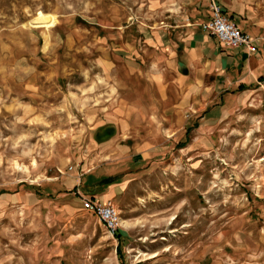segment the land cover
<instances>
[{
  "label": "rangeland",
  "instance_id": "1",
  "mask_svg": "<svg viewBox=\"0 0 264 264\" xmlns=\"http://www.w3.org/2000/svg\"><path fill=\"white\" fill-rule=\"evenodd\" d=\"M214 1L264 61V0ZM209 2L0 0V264H264V65L167 60Z\"/></svg>",
  "mask_w": 264,
  "mask_h": 264
},
{
  "label": "crops",
  "instance_id": "2",
  "mask_svg": "<svg viewBox=\"0 0 264 264\" xmlns=\"http://www.w3.org/2000/svg\"><path fill=\"white\" fill-rule=\"evenodd\" d=\"M215 4L219 7L222 14L228 19V21L236 26V23H233L235 21V12L236 9L233 6V3L231 4H225L224 7L221 5H218L214 0H210L209 5H207L206 15L204 21L202 23L207 22L211 19V5ZM234 17V19H232ZM201 23V24H202ZM239 30L242 33L249 34L252 39H254V44L256 46V51L252 54H248L247 52L243 51L240 48H229L221 43L215 38L207 33H197L194 29H190L187 31L186 37L183 38L182 48L178 51L173 50L170 48L168 50L167 54V60L173 61V63H177V65L180 67L181 71L184 72L182 75V81L181 82H187V77L191 76L193 73H195L196 79L203 78V75L207 73V71H212L215 74L222 73L223 69H226L227 67H239L243 74H246L248 71L253 73H257V71L254 69H251V65L253 60L256 61V63L259 64V69L261 68V65H264L263 60H256L254 59L257 56V53L259 51V38H257L255 35H252L242 29L239 28ZM159 44L162 43L161 39L158 41ZM169 45H174L173 43H168ZM176 46V45H175ZM179 48V47H178ZM252 73V74H253ZM189 75V76H187ZM260 76L257 81H260ZM264 77V76H263ZM196 83L200 85V80H196ZM242 84V85H241ZM237 86V90L239 86L242 87V90L248 89L249 85H243L244 83H241ZM191 87V86H190ZM113 177V176H107L104 178ZM114 182L109 185H103L101 187H111L112 185H115L117 183V180L115 177ZM116 187V186H115ZM112 194H114V190L112 189ZM87 198H93L94 201L99 202L96 200L91 193L86 195ZM100 203V202H99ZM104 204V203H102ZM85 211V210H84Z\"/></svg>",
  "mask_w": 264,
  "mask_h": 264
},
{
  "label": "built area",
  "instance_id": "3",
  "mask_svg": "<svg viewBox=\"0 0 264 264\" xmlns=\"http://www.w3.org/2000/svg\"><path fill=\"white\" fill-rule=\"evenodd\" d=\"M211 14V19L201 24V28L205 33L215 37L219 43L226 47L240 48L248 54L256 51L254 39L249 34L242 33L237 26L230 23L219 7L213 3ZM77 193L81 198L83 210L95 215L107 232L114 235L118 228V215L113 207L87 198L81 195L79 191Z\"/></svg>",
  "mask_w": 264,
  "mask_h": 264
},
{
  "label": "trees",
  "instance_id": "4",
  "mask_svg": "<svg viewBox=\"0 0 264 264\" xmlns=\"http://www.w3.org/2000/svg\"><path fill=\"white\" fill-rule=\"evenodd\" d=\"M260 80L264 82V77H261ZM238 90H242V87L239 86ZM101 136H102V135H100V133H98V135L96 136V138H97L98 140H101ZM105 136H106V135H104V137H105ZM108 136H109V135H108ZM113 182H114V178H113V177L102 178V179H100V180L96 183V185H98V186L109 185V184H111V183H113ZM77 191H79V190H77ZM91 199L93 200V198H91ZM115 235H116V233H115ZM116 238L119 239L120 236L117 234V235H116ZM117 254H118V256L121 258V249H120V246L117 247Z\"/></svg>",
  "mask_w": 264,
  "mask_h": 264
}]
</instances>
